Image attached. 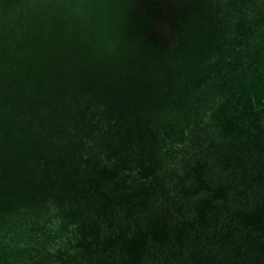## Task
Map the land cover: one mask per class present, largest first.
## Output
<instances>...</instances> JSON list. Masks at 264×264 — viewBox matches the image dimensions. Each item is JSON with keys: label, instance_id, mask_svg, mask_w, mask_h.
I'll use <instances>...</instances> for the list:
<instances>
[{"label": "water", "instance_id": "obj_1", "mask_svg": "<svg viewBox=\"0 0 264 264\" xmlns=\"http://www.w3.org/2000/svg\"><path fill=\"white\" fill-rule=\"evenodd\" d=\"M264 264V0H0V264Z\"/></svg>", "mask_w": 264, "mask_h": 264}, {"label": "flooded vegetation", "instance_id": "obj_2", "mask_svg": "<svg viewBox=\"0 0 264 264\" xmlns=\"http://www.w3.org/2000/svg\"><path fill=\"white\" fill-rule=\"evenodd\" d=\"M29 264H61V261H57L56 259H45L44 261L41 260H34L31 259Z\"/></svg>", "mask_w": 264, "mask_h": 264}]
</instances>
